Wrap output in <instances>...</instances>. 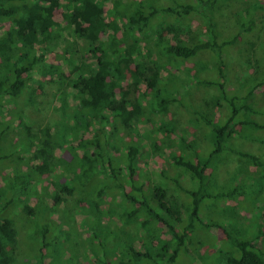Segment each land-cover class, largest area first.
I'll use <instances>...</instances> for the list:
<instances>
[{"label":"trees","instance_id":"obj_1","mask_svg":"<svg viewBox=\"0 0 264 264\" xmlns=\"http://www.w3.org/2000/svg\"><path fill=\"white\" fill-rule=\"evenodd\" d=\"M106 1H111L115 13L123 17L121 27L124 33L133 35L132 41H127L128 34L117 35L115 19L106 20ZM172 1L163 6L140 0H0V115H3L0 141L6 139L14 121L23 133V140H8L10 150L0 152L1 161L16 162L2 180L0 195L10 197L1 208L5 209L17 195L18 214L29 220L45 216L38 251L27 249L17 257L18 231L14 221L0 215V264H51V248L71 228V218L90 228L86 237L93 242L88 248L93 264H140V261L178 264L180 257H184L182 253L191 257L189 264L196 258L202 264H264V245L259 241L264 230L244 228L233 213L214 202L220 199L219 193L225 199L240 197L243 202L240 207L250 205L255 215L263 214V161L253 152L237 150L244 165L255 167L256 176L240 168L228 182L227 190L216 185L215 175L207 171L210 167L214 170L222 152L233 151L230 139H255L254 130L263 126L246 116L253 111L248 98L255 89L264 88V74L257 83L246 85L245 94L229 91L222 47L237 40L238 33L218 42L215 21L217 13L229 10V3L227 0ZM242 1L232 0V3ZM253 6L262 11L259 20L264 23V2L255 0ZM187 13L195 15L201 24L203 38L188 39L180 22ZM257 20L243 19L245 31L260 34L264 26L258 27ZM152 32L155 33L154 56L162 63L149 60L153 56L152 48L146 50V55L141 51L144 36H151ZM200 52H207L212 62L209 66L207 61L198 60L197 70H214L216 76L197 77V82L217 88L218 94L208 101H214V107L225 101V117L215 119L194 109L197 119L207 127L203 149L194 146L196 159H192L179 145L169 156L190 177V186L181 183L180 175L168 176L163 171H159L158 182L149 181L139 173L143 144L135 140L126 143L120 154L113 153L118 147L115 132L131 127L143 116L141 100L145 99L146 90L152 94V108L165 110L174 99L161 97L169 94L171 88L165 83L156 86L159 68L174 66L177 60H190ZM47 55L55 63L45 64ZM260 56L259 64L264 72V49ZM169 75L168 82L172 78ZM43 80L56 85L49 114L59 112V118L34 128L36 122L25 117L22 107L35 103L34 86H42ZM31 81L36 84L33 86ZM142 85L146 90L140 92ZM134 89L140 93L131 99L129 95ZM155 128L143 135L151 136L152 130L169 131L171 127ZM91 129L93 135L86 137V131ZM156 145L154 140L152 149H157ZM69 149L75 150L71 162L60 154ZM42 180L50 202L41 204L45 210L38 216L41 202L36 201L32 185ZM167 180L174 182L178 193L183 192L185 202L179 203L168 195ZM67 196L71 201L65 206L62 203ZM206 199L213 200V216L203 202ZM116 200L119 202L114 204ZM64 213L71 218L64 220ZM48 225L54 227L50 233ZM100 225L118 236L116 247H109L112 252L100 239L97 229ZM198 228L207 232L219 230L220 244L216 245L214 240L208 243L207 239L201 247H197L199 242L194 246L193 234ZM63 254V259L72 256L65 249Z\"/></svg>","mask_w":264,"mask_h":264},{"label":"rangeland","instance_id":"obj_2","mask_svg":"<svg viewBox=\"0 0 264 264\" xmlns=\"http://www.w3.org/2000/svg\"><path fill=\"white\" fill-rule=\"evenodd\" d=\"M125 1V0H122ZM139 1V0H131ZM141 2H157L160 5L167 6L172 4V0H140ZM253 1L255 0H243L239 4H233L232 0H227L226 3L230 5L229 10H223L222 13H217L215 15V21L217 22L219 37L217 41H221L222 39L230 38L234 36V34L238 33V39L232 41L229 44H226L222 47V51L225 55V59L227 61L228 67V77L229 82L227 86H229V91H234L238 94H245L246 85L257 83L260 81L261 77H263V67L261 66V53L264 49V29L259 34L256 31H245L242 21L243 19H247L250 17L258 18L257 23L258 27L264 26V23H260V16H262V11L257 7L253 6ZM264 2V0H261ZM225 3V4H226ZM104 12L105 18L107 21L111 19H115L118 22L117 27V35L125 36L128 34L127 41L133 40V35L128 33H124V27H121L123 17L118 16L115 13L114 6L111 1H106L104 4ZM61 18L60 15L57 17ZM157 21V20H154ZM180 22L182 23V28L188 36L190 41H195L199 38H203V34L201 33L202 29L200 28L201 24L195 20V15L185 14ZM181 27V26H180ZM165 33V32H163ZM155 33L152 32L151 36L145 35L143 40L144 43H141V51L146 55V50L152 48L153 56L149 57L151 62L162 63V61L155 57V42L153 37ZM186 37V35L184 34ZM94 59V58H93ZM198 60L207 61L209 66L211 65L212 58L207 52H200L198 55L193 57L190 60L180 61L177 60L175 65L169 64L168 68H159V82L156 86L162 87L165 85L168 88H171L169 94H163L161 97H170L173 98V101H169L167 103L165 110L161 109H153L151 106L152 102V94L148 90L145 89V86L142 85L140 87V92L143 90L147 91V95L144 96L145 99L141 100V105L143 106V116H140L138 121H135L133 125L127 129H118L115 132V135L118 137L117 143L118 147L113 149V153H121L124 149L126 143L132 141H139V143L143 144L142 156L139 165V173L144 177H148L149 181H159L161 179V175L159 171H163L162 173H166L168 176H177L180 175V181L184 186L191 185L190 177L183 173L180 168L176 167L171 159L170 155L173 154L178 148L179 145L183 146L184 150L192 159H196L194 146L198 147V150L203 149L205 133L207 127L197 119L198 115L194 112V109H197L201 112H204L208 116L213 118L223 119L226 113V102L220 101V106L214 107V101L211 100L213 96L218 94L217 88L212 85L202 84L197 82V77L202 79H213L216 74L214 70L198 71ZM55 63V59L49 55L45 58V64ZM172 74V78H170L169 82L167 78H169V74ZM41 79H44L41 77ZM43 85L39 86V84L35 85V81H31L34 86V93L36 96L35 103L33 105L26 104L23 105L22 110L25 114L26 118L29 120H34L36 122L34 128H37L39 125L46 123L47 121L51 122L53 118H59L56 112H52L49 114L51 109V99L52 94L56 90V85L47 80H43ZM167 81V82H165ZM245 82V83H244ZM175 89V90H174ZM29 90V89H28ZM136 89L131 91L129 97L131 99L136 98L139 93ZM28 91H26V94ZM169 95V96H168ZM161 100V99H160ZM248 105L253 111L247 112V118L256 120L258 123L263 126L254 130L253 134L255 139L251 140H243L241 138H232L230 139V146L233 151H224L215 161V168L212 171L211 167L207 169V171L211 174V176L215 175L216 177V185L222 186V189H226L229 187L228 182H230L232 176L238 171L240 168L244 170V173H250L254 176V168L252 165L245 164L241 161L240 157L236 153L237 150H246L255 153L264 163V88L263 86L254 90L252 96L248 98ZM14 114V112H12ZM2 113L0 115V122L2 121ZM159 126L161 127H171L170 130H158V131H150L151 136H144L143 134L146 131H149L151 127ZM173 129H176L174 132ZM250 129H247V131ZM23 133L19 128V125L14 121L12 124V129L9 131L6 139H4L3 143L0 141V152H3L4 149L7 151L10 150L8 146V140L19 139L23 140ZM93 135V129L87 130L85 133L86 137H91ZM156 141L157 149H152V142ZM75 150H65L60 154L67 159V161L71 162L73 159V153ZM25 155H27L25 153ZM2 162V163H1ZM15 161L8 159L6 161L0 160V192H2V180L5 176H8L13 167L15 166ZM262 173H264V166L261 167ZM247 171V172H246ZM240 177V176H237ZM182 178V179H181ZM232 182V181H231ZM233 183V182H232ZM167 193L174 199H176L179 203L182 201H186V196L183 192H177V187L175 186L172 180H167ZM196 184V183H195ZM45 181H38L34 185H32L33 193L37 198L38 204L40 205L44 203L45 205H49L50 195L45 191ZM220 189V190H222ZM256 189V188H255ZM254 189V191H255ZM10 195H0V215L3 217H10L14 221V225L18 231V248H17V257L24 255L26 252L24 250L30 249L32 251H38V247L40 245V241L42 239V234L45 230V221L43 218L41 219H27L25 215L18 214V206H17V195L12 198L9 205L2 209L5 200ZM221 194H218V198L215 199L214 202H218L220 207H223L227 211L233 213L235 217L238 219V222L244 226V228L258 229L260 231L264 230V213L261 215H255V211L250 210L252 206L247 205L245 208L240 207L242 205V198H221ZM203 202L206 203L207 211L210 210V216H213V200ZM71 199L67 196V199L64 200L62 204L68 206ZM34 202V200H32ZM48 202V203H47ZM119 201L116 200L114 204H117ZM239 202V203H238ZM60 204L59 206H61ZM212 204L211 207H209ZM229 206H227V205ZM17 206V207H16ZM58 206V207H59ZM40 210L38 216L42 215V212L45 210L41 205L38 207ZM250 210V211H249ZM208 214V215H209ZM254 214V215H253ZM207 215V216H208ZM66 218H71L67 213H64V220ZM77 219V218H76ZM44 226V227H43ZM49 227V225L47 226ZM71 227L68 231L63 233V237L60 238L58 242L53 245L51 249H53V257L51 264H93L92 257L90 256V252L88 248L92 247L93 242L90 241L87 236V231L90 229L85 224H81L76 220L71 218V222L69 224ZM104 226H98V233L100 239L105 241V247L108 251L112 252L114 250L109 247H113L118 244V236L115 234L112 229L108 231L107 228H103ZM54 229L53 225L49 227V233ZM135 230V228H133ZM221 232L219 230H211V232H207L206 229L198 228L195 229L193 234L194 246L201 247L205 240L209 239V242L215 241L216 245L220 244ZM259 241L264 245V236L259 238ZM96 243V242H95ZM206 243V242H205ZM193 246V247H194ZM67 250L71 256H67L63 259L64 254L62 256L63 250ZM52 254V251H50ZM49 254V255H51ZM100 254V252L98 253ZM183 259L177 261L178 264H189V260L191 257L187 253H182ZM112 257L115 256L114 252L111 254ZM81 258V261L79 259ZM84 261V263H83ZM19 264V263H17ZM27 264V263H26ZM31 264V263H29ZM140 264H143L140 261ZM190 264H202L199 259H194V261L190 262Z\"/></svg>","mask_w":264,"mask_h":264}]
</instances>
